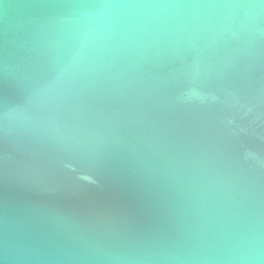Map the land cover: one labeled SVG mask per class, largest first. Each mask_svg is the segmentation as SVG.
I'll return each mask as SVG.
<instances>
[{"label": "water", "instance_id": "obj_1", "mask_svg": "<svg viewBox=\"0 0 264 264\" xmlns=\"http://www.w3.org/2000/svg\"><path fill=\"white\" fill-rule=\"evenodd\" d=\"M0 264H264V36L0 125Z\"/></svg>", "mask_w": 264, "mask_h": 264}]
</instances>
